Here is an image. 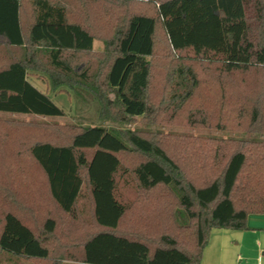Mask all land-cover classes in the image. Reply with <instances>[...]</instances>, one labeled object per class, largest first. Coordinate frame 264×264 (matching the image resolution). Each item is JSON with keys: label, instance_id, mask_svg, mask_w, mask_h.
I'll return each mask as SVG.
<instances>
[{"label": "trees", "instance_id": "1", "mask_svg": "<svg viewBox=\"0 0 264 264\" xmlns=\"http://www.w3.org/2000/svg\"><path fill=\"white\" fill-rule=\"evenodd\" d=\"M100 1L29 0L30 11L24 20L21 0H0V41L23 49L22 57L0 64V111L63 115L50 96L27 77L28 69H41L40 55L47 65L41 70L53 87L88 90L99 103L98 116L103 120L155 117L152 100L166 99V80L173 76L177 80L169 88L171 97L185 100L191 96L198 78L188 64H179L168 79L160 78L165 81L162 90L150 93L153 60L159 63L188 51L194 58H217L226 72L245 70L254 62L264 64V42L252 40L248 19L252 7L261 12V0H158L151 3L152 12L136 5L129 8V0H108L118 1L113 5L116 13H109L115 18L108 27L109 19L103 15V30L110 37L103 42L104 65L92 71L89 64L73 60L75 54L93 48L95 37L85 19L91 14L90 7ZM253 144L255 150H262V143ZM220 147L216 144L213 152L219 153ZM262 148L260 162H264ZM131 152L143 159L127 169L120 154ZM249 152L231 151L216 175L194 183L159 141L130 129L87 125L68 142L35 141L19 169L20 187L33 196L34 203L24 205L22 214L2 212L0 264L34 260L50 264H200L212 228L246 230L248 215L264 211V169L247 164ZM126 172L145 192L158 186L176 190L190 225H174L173 221L174 231L155 235L153 231L161 226L158 221L152 237L144 233L147 229L138 231L135 208L126 198ZM41 188L64 214L71 240L64 232L60 236L56 232L57 219L42 202ZM159 192L163 199L171 195L170 190ZM166 203L162 219L169 221L171 211Z\"/></svg>", "mask_w": 264, "mask_h": 264}, {"label": "rangeland", "instance_id": "2", "mask_svg": "<svg viewBox=\"0 0 264 264\" xmlns=\"http://www.w3.org/2000/svg\"><path fill=\"white\" fill-rule=\"evenodd\" d=\"M118 1L103 0L90 7L91 14L85 20L95 37L93 48L91 51L75 54L74 63L85 62L89 64L92 71L99 64L104 65L103 42L110 37V32L104 33L103 15H107L109 27L115 18V14L110 15L109 13H116L113 5ZM140 1L141 4L135 3ZM157 1L129 0L128 6L130 8L136 5L137 9L152 12L154 6L151 3ZM261 1L263 9L260 13L256 11L255 7H252L248 13L251 26L250 36L256 44L264 42V0ZM21 3L22 15L26 20L30 11L29 0H21ZM22 53L23 49L8 46L0 41L1 65L6 64L10 59L22 57ZM176 55L166 58L164 61L161 60L159 63L153 60L149 92L156 89L162 90L165 81L160 82L159 79L164 80V77L168 79L170 74L173 76L175 67L179 64H188L194 68L198 78V84L192 90L191 96L185 100L180 97H171L169 88H174V83L177 80L173 76L172 80H166L167 83L169 82V86L164 89L166 99H161V97L159 101L152 100L154 109H157L153 113L155 117L153 115L131 116L123 120L100 119L98 116L99 103L88 90L69 89L62 85L53 87L48 74L41 70L47 65L46 58L40 55L41 69H28L27 77L34 86L50 96L54 103L63 110V115L43 116L0 111V217L5 210H13L22 214L24 205L34 203L33 196L27 195L25 190L20 187V161L29 155V145L35 141L68 142L74 132L87 125L102 126L110 130L130 129L159 141L178 160L184 175L194 183H199V179L201 180L202 177L210 179L216 175L222 168L227 155L238 148L250 149L247 158L248 165L252 168L258 166L260 169H264V162L258 161V153L263 150L264 146V64L254 62L245 70L226 72L215 57L199 56L194 58L188 51L182 52L180 57H176ZM176 90L179 93L180 88ZM109 95L113 97L112 93ZM164 106L165 109L162 110ZM11 122L12 126L3 125ZM24 123H27V126H22ZM214 143L221 146L219 153L213 152ZM253 143H262L263 146L259 147L262 150H255L257 146ZM120 158L127 169L143 159L140 154L134 152L120 154ZM126 173L125 177L129 179L126 185V198L128 204L135 208L133 216L135 219L137 218L138 231L147 229L144 233L152 237L153 232L156 235L162 230L174 231V225H190L185 210L179 205L176 190L169 186H158L153 192H145L138 186L132 174ZM4 185L7 188H3ZM168 190L171 191V195L165 199L157 195L160 193L159 191L166 193L165 191ZM40 191L42 202L48 210L51 209L49 211L57 219L56 232L59 236L64 232L71 240L73 236L68 232L67 220H63L64 214L55 208L43 188ZM166 202H168L171 211L169 221L162 219L163 203ZM158 221L161 226L156 229L154 225ZM247 226L248 230L212 228L203 248L201 260L206 254L210 256L208 259H213L216 264V253L212 254L211 252V249H216L213 238L217 231H227L225 232L227 233V248L223 252L224 258L228 261L226 264H264V211L249 214ZM155 229L156 231L152 232ZM258 242H260L259 245ZM219 255L220 250H218ZM201 260L200 264L203 261ZM21 262L22 264L26 263ZM27 263L50 264L49 261L42 260Z\"/></svg>", "mask_w": 264, "mask_h": 264}, {"label": "crops", "instance_id": "3", "mask_svg": "<svg viewBox=\"0 0 264 264\" xmlns=\"http://www.w3.org/2000/svg\"><path fill=\"white\" fill-rule=\"evenodd\" d=\"M248 230V229H246ZM227 231H217L215 233V238H213L214 243L216 245V249H211L212 254L215 252V257L217 258L216 260V264H226L228 261L224 258L223 256V252L226 250L227 248V241H226V237H227V233H225ZM260 244V242H258V245ZM218 250H220V255L218 256ZM210 252V251H209ZM210 256L209 255H204L202 258V262L201 264H215L213 259H208Z\"/></svg>", "mask_w": 264, "mask_h": 264}]
</instances>
